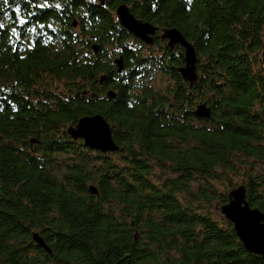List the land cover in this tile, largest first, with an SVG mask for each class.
I'll return each instance as SVG.
<instances>
[{
    "label": "trees",
    "instance_id": "obj_1",
    "mask_svg": "<svg viewBox=\"0 0 264 264\" xmlns=\"http://www.w3.org/2000/svg\"><path fill=\"white\" fill-rule=\"evenodd\" d=\"M0 25V264H264L216 186L264 213V0H0ZM164 28L195 48L192 85ZM95 114L117 150L69 135Z\"/></svg>",
    "mask_w": 264,
    "mask_h": 264
},
{
    "label": "water",
    "instance_id": "obj_2",
    "mask_svg": "<svg viewBox=\"0 0 264 264\" xmlns=\"http://www.w3.org/2000/svg\"><path fill=\"white\" fill-rule=\"evenodd\" d=\"M98 1L103 5L105 0ZM115 12L119 23L124 28L141 41L147 44L154 43L156 26L135 18L124 4L118 5ZM73 24L76 25V22L74 21ZM160 36L167 40L169 46L172 47L178 44L183 48L184 64L179 66L177 70L183 80L188 81L190 85L195 83L198 76L196 71L197 57L193 44L176 28L161 29ZM93 48L96 50L97 47L93 46ZM115 63L118 65V71L124 67L122 57L116 58ZM107 93L112 97L115 96L112 90H108ZM194 113L198 117H209L210 108L202 102L196 105ZM67 131L73 139L81 138L86 146L102 152L115 151L119 148L111 136L107 121L100 114L80 118L75 125L68 126ZM88 189L92 194L98 193V189L94 184H90ZM245 195L243 184L230 189L228 201L220 205L219 210L225 218L232 222L234 230L245 249L261 255L264 260V213L258 208L251 207ZM32 238L38 246L43 247L47 252L51 251L39 234L33 233Z\"/></svg>",
    "mask_w": 264,
    "mask_h": 264
},
{
    "label": "rangeland",
    "instance_id": "obj_3",
    "mask_svg": "<svg viewBox=\"0 0 264 264\" xmlns=\"http://www.w3.org/2000/svg\"><path fill=\"white\" fill-rule=\"evenodd\" d=\"M167 83H168V79H167V77H164L163 79H160V78L158 77L155 86H156V87L163 88ZM234 180H237V178L234 179ZM240 184H242V183H240ZM237 185H239V183H238ZM237 185H236V186H237ZM216 186H217V188H218L219 190H225V191L230 190V188H229V186H228V184H227L226 181H224L223 184H222V183H219V182H216ZM217 212H218V211H217ZM217 212H216L215 214H214V212H213V215H214L215 217H217V218H220V213H219V212L217 213ZM221 214H222V213H221Z\"/></svg>",
    "mask_w": 264,
    "mask_h": 264
},
{
    "label": "snow or ice",
    "instance_id": "obj_4",
    "mask_svg": "<svg viewBox=\"0 0 264 264\" xmlns=\"http://www.w3.org/2000/svg\"><path fill=\"white\" fill-rule=\"evenodd\" d=\"M189 2H190V0H189ZM20 23H21V24H23V23H24V21L22 20V21H20ZM0 27H3V26H2V25H0Z\"/></svg>",
    "mask_w": 264,
    "mask_h": 264
}]
</instances>
